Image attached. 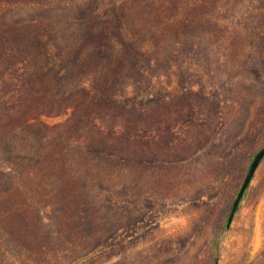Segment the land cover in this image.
Wrapping results in <instances>:
<instances>
[{
  "label": "rangeland",
  "instance_id": "1",
  "mask_svg": "<svg viewBox=\"0 0 264 264\" xmlns=\"http://www.w3.org/2000/svg\"><path fill=\"white\" fill-rule=\"evenodd\" d=\"M264 0H0V264H264Z\"/></svg>",
  "mask_w": 264,
  "mask_h": 264
},
{
  "label": "water",
  "instance_id": "2",
  "mask_svg": "<svg viewBox=\"0 0 264 264\" xmlns=\"http://www.w3.org/2000/svg\"><path fill=\"white\" fill-rule=\"evenodd\" d=\"M264 159V146L261 147L258 152L256 153V155L254 156V159L252 161V163L249 166L248 172L245 176V179L241 185V188L237 194L236 199L234 200L230 215L228 217L227 223H226V230H228L233 222L235 213L239 207V204L243 198V195L246 191V189L248 188L250 182L252 181L254 174L257 170V168L259 167L260 163L262 162V160ZM219 260H217L215 262V264H218Z\"/></svg>",
  "mask_w": 264,
  "mask_h": 264
}]
</instances>
